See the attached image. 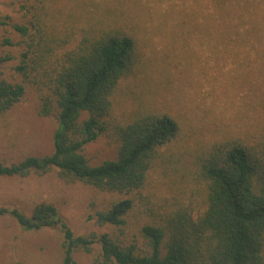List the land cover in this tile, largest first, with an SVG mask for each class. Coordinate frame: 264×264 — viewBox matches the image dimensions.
<instances>
[{"label": "rangeland", "instance_id": "374dc122", "mask_svg": "<svg viewBox=\"0 0 264 264\" xmlns=\"http://www.w3.org/2000/svg\"><path fill=\"white\" fill-rule=\"evenodd\" d=\"M32 1L0 0V17L20 21V3ZM216 1L47 0V23L72 35L67 48L93 27L135 38L137 62L111 97L112 118L128 123L144 114L167 115L179 133L159 150L122 228L95 222V213L121 195L64 180L55 170L0 177V207L29 215L35 204L49 203L75 235L108 234L140 248L145 242L139 230L152 221L153 207L176 202L200 208L205 190L197 160L215 144H252L264 134V0H224L221 6ZM2 35H15L0 29V56L15 57L0 67V75L11 78L18 48L2 45ZM55 126L54 116L38 115L36 93L28 87L0 115V162L49 154ZM83 154L96 165L115 157V145L100 136ZM61 242L59 226L24 231L10 217H0V264H59ZM98 252V244L89 254L79 250L74 264H92Z\"/></svg>", "mask_w": 264, "mask_h": 264}, {"label": "trees", "instance_id": "16d2710c", "mask_svg": "<svg viewBox=\"0 0 264 264\" xmlns=\"http://www.w3.org/2000/svg\"><path fill=\"white\" fill-rule=\"evenodd\" d=\"M224 0H217L221 6ZM47 0L20 3V21L0 17L1 44L18 48L11 78L0 75V115L11 111L28 87L36 93L39 116H54L52 150L9 165L0 162V177L25 178L51 170L69 181L121 195L95 213L99 226L122 228L143 189L161 148L176 139L179 128L167 115L144 114L128 123L112 118L111 97L119 81L137 62L135 38L123 30L90 28L73 46L72 35L47 23ZM222 12L223 7L218 8ZM15 60L0 56V67ZM106 136L115 157L89 164L84 147ZM197 164L205 195L200 208L191 204L157 205L145 222L142 248L117 237L75 235L49 203L35 204L29 215L0 207L24 231L60 227L59 264H74V253L99 252L92 264H264V134L252 144H215Z\"/></svg>", "mask_w": 264, "mask_h": 264}]
</instances>
